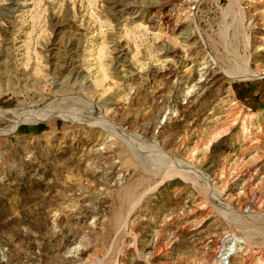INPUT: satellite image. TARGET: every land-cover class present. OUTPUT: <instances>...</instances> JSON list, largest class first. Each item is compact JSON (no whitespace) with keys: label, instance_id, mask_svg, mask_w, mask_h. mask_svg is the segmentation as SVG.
<instances>
[{"label":"rangeland","instance_id":"rangeland-1","mask_svg":"<svg viewBox=\"0 0 264 264\" xmlns=\"http://www.w3.org/2000/svg\"><path fill=\"white\" fill-rule=\"evenodd\" d=\"M228 257L264 264V0H0V264Z\"/></svg>","mask_w":264,"mask_h":264},{"label":"built area","instance_id":"built-area-1","mask_svg":"<svg viewBox=\"0 0 264 264\" xmlns=\"http://www.w3.org/2000/svg\"><path fill=\"white\" fill-rule=\"evenodd\" d=\"M230 254V253H229ZM231 255V254H230ZM230 257V256H229ZM229 257H228V260L225 261L224 264H229Z\"/></svg>","mask_w":264,"mask_h":264},{"label":"bare ground","instance_id":"bare-ground-1","mask_svg":"<svg viewBox=\"0 0 264 264\" xmlns=\"http://www.w3.org/2000/svg\"><path fill=\"white\" fill-rule=\"evenodd\" d=\"M65 64V63H64ZM74 70V69H73Z\"/></svg>","mask_w":264,"mask_h":264}]
</instances>
